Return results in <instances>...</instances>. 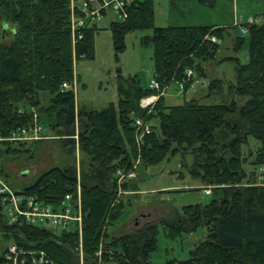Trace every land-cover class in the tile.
Segmentation results:
<instances>
[{"label":"trees","instance_id":"trees-1","mask_svg":"<svg viewBox=\"0 0 264 264\" xmlns=\"http://www.w3.org/2000/svg\"><path fill=\"white\" fill-rule=\"evenodd\" d=\"M88 1L0 0V132L6 136L30 125L33 113L29 109L34 108L42 127L53 128L64 139L63 163L45 169L17 191L57 204L65 194L76 195L79 189L82 209L80 235L76 230L7 225L0 213L5 242L0 264H8L7 242L26 252L24 264H32L39 251L54 264H80L79 247L82 264H153L150 255L156 249L157 223L116 236L107 231L126 205L117 197L114 174L131 168L138 155L143 165H152L177 152L182 157L192 154V162L183 166L212 188L207 203L186 205L182 214L177 212L172 220L160 223L171 238L200 226L206 229L205 238L194 245L187 259L167 264H264V184L256 183L264 176V22H245L246 34H234L232 50L237 52L246 43V63L236 55L217 59L221 41L235 26H157L153 0H136L124 21L109 23L114 50L124 49L127 33L150 29L152 34L142 36L141 43L152 48L153 80L159 89L143 86L137 75L124 76L118 68L117 105L110 102L100 109L76 110L73 91L60 87L72 81L77 60L94 55V35L100 28L80 10L82 2ZM200 2L210 5L212 1ZM71 16L84 20L73 35ZM226 61L234 64V81L227 84L225 99L210 100L223 88L222 81L213 78L202 98L166 105L161 95L149 112L139 106L141 98L171 82L184 81L183 92L187 91L188 69L204 78V64ZM41 93L48 98L47 105L41 104ZM137 117L151 122L149 133L139 134L134 126ZM249 137L258 145L245 154ZM75 141L87 163L79 178ZM13 144L25 143L0 141V156L16 153ZM245 164L251 165L249 172ZM135 186L133 180L121 184L123 189Z\"/></svg>","mask_w":264,"mask_h":264},{"label":"rangeland","instance_id":"rangeland-1","mask_svg":"<svg viewBox=\"0 0 264 264\" xmlns=\"http://www.w3.org/2000/svg\"><path fill=\"white\" fill-rule=\"evenodd\" d=\"M172 1L176 5L178 4L175 9L169 6ZM154 2L156 8L154 12L155 25L196 24L199 21L213 20L214 23L221 25L235 26L230 29V35L225 36L221 41V49L217 53V59L236 55L241 63H246L249 58L246 43L237 52L232 50L234 34H246V32L243 33L245 29L243 23L245 22H264V0H217L214 7L199 6L197 0H186L184 3L187 5L184 7L180 0H155ZM115 19V14L108 10L96 21L100 29L94 35L93 58L77 60L74 65L72 81H64L70 85V88L67 89H71L75 95L76 110L100 109L110 102L116 106L118 97L115 77L118 68L124 76L137 75L143 86H149L150 81L153 80L152 48L150 45L141 43V37L151 35L152 31L146 29L127 33L124 37V49L116 53L109 29L110 21ZM204 71L206 73L204 78L197 77L193 71L189 78L191 80L187 91H182L181 94H178L179 83L176 82H171L163 87L164 90L161 88L158 92L164 95L165 104L176 105L186 99L202 98L207 93L209 81L213 78L220 79L223 88L219 95H214V98L210 100L217 101L220 100V97L225 99L227 84L234 81V64L229 61L220 64L206 63L204 64ZM41 96V104L47 105L48 98L42 93ZM152 106L145 108L147 112L151 110ZM29 110L37 115L34 108ZM141 119L145 120V117ZM154 122L156 123L155 120L153 124ZM146 123L150 127L151 122ZM43 126L45 128L42 132L45 136L44 139L22 145L13 144L11 146L18 150L16 153L10 152L0 156L1 174L9 185L16 190L31 183L45 169L63 163L64 154L61 144H63L62 140L64 139H61L53 128ZM248 142V145L244 147L245 154L258 145V141L253 137H249ZM138 156L131 168L127 170L120 168L118 169L120 173L118 170L115 171L117 197L120 196L126 205L124 213L108 225L107 231L116 236L132 232L146 223L155 222L158 224V234L156 249L150 255L151 262L153 264H167V261L172 259L185 260L189 257V251L194 245L205 238L206 229L200 226L191 233H183L171 238L166 235V231L160 223L162 220H172L177 212L182 214V208L186 205L207 203L211 199L212 187L193 178L188 173V169L183 166V162L188 165L192 162L190 152L183 154V157L179 152L168 154L163 160L152 165H143ZM85 158V155L79 150L77 141H75L74 161L78 178L82 166L85 167L87 164ZM245 168L248 172L252 169L249 164H245ZM259 170L262 171L263 168L259 167ZM130 171L135 173L132 178L125 176ZM121 174L124 176L120 177ZM126 180L135 182L134 190L121 187V184ZM256 181L257 184H264V176L260 175ZM208 189L209 193H204V190ZM119 200L117 199L112 204L118 203ZM4 243L0 231V250L4 247ZM11 244V242L6 243L7 247ZM79 260L82 264L81 257Z\"/></svg>","mask_w":264,"mask_h":264},{"label":"built area","instance_id":"built-area-1","mask_svg":"<svg viewBox=\"0 0 264 264\" xmlns=\"http://www.w3.org/2000/svg\"><path fill=\"white\" fill-rule=\"evenodd\" d=\"M136 0H89L82 2L80 10L84 12L89 22L98 21L108 10L112 11L118 21H124L127 18L129 6ZM74 4L71 3L72 9ZM84 23L82 18H76L71 16V29L72 35L77 26ZM246 30H243L245 33ZM75 36V34H74ZM80 37L79 35H77ZM193 71L188 69L186 71V80L190 78ZM184 81H181L178 85V94L183 91ZM70 88L67 82H62L61 91ZM149 88L159 89V84L152 80L150 81ZM161 90H164L163 88ZM145 96L140 99L139 106L141 108L151 107L155 100L161 95L160 92ZM134 126L140 135L150 132V127L141 118L137 117L134 120ZM44 128L38 122L36 114H33L32 123L28 126L18 127L9 132L8 135L3 136L0 132V141H7L12 143H27L35 142L44 139L42 134ZM120 173V170H118ZM124 176L121 174L120 177ZM126 177L132 178L135 176L134 171H130L125 174ZM204 193H209L208 190H204ZM0 212L4 222L7 225H22L31 224L38 225L49 229H65L76 230L79 235L81 233L82 226V209L79 189L76 195L65 194L64 197L57 204L45 203L38 200L34 196L25 195L18 192L11 187L9 183L0 175ZM26 252L14 244L8 246V253L6 258L8 264H24L26 260L22 257ZM79 255L81 254V248L79 247ZM100 255V251L97 252ZM48 262L54 264L44 257L42 251L38 252L37 257L31 259V263H43ZM104 264V263H101ZM115 264V263H110Z\"/></svg>","mask_w":264,"mask_h":264},{"label":"crops","instance_id":"crops-1","mask_svg":"<svg viewBox=\"0 0 264 264\" xmlns=\"http://www.w3.org/2000/svg\"><path fill=\"white\" fill-rule=\"evenodd\" d=\"M155 0H153V2H154ZM180 1H182V4L181 5H183V7L184 6H186L187 5V3H184V2H186V0H180ZM210 1H212L211 3H210V5L209 4H203V3H201L200 2V0H197V4L199 5V6H203V7H206V6H209V7H211V6H215L216 5V1L217 0H210ZM155 3V2H154ZM178 5V4H177ZM177 5H176V3H174L173 1H172V3L169 5L170 6V8H172V9H175L176 7H177ZM154 6H155V4H154ZM169 8V7H168ZM155 10H156V8L154 7V12H155ZM181 13H183V11H180ZM205 20V19H204ZM190 24H194V23H190ZM196 24H199V25H214V26H225V25H221V24H219V23H214L213 22V20H210V21H202V22H198V23H196ZM175 25V24H174ZM184 25H188V24H184ZM157 26H160V25H157ZM228 27H230V26H228Z\"/></svg>","mask_w":264,"mask_h":264},{"label":"water","instance_id":"water-1","mask_svg":"<svg viewBox=\"0 0 264 264\" xmlns=\"http://www.w3.org/2000/svg\"><path fill=\"white\" fill-rule=\"evenodd\" d=\"M23 174H26V172H23Z\"/></svg>","mask_w":264,"mask_h":264}]
</instances>
